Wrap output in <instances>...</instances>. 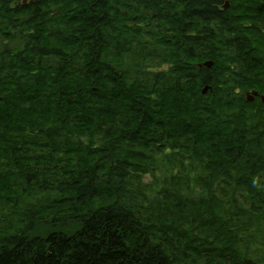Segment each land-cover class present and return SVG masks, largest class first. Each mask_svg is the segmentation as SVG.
Masks as SVG:
<instances>
[{"label":"trees","instance_id":"16d2710c","mask_svg":"<svg viewBox=\"0 0 264 264\" xmlns=\"http://www.w3.org/2000/svg\"><path fill=\"white\" fill-rule=\"evenodd\" d=\"M22 1L0 264H264V0Z\"/></svg>","mask_w":264,"mask_h":264},{"label":"bare ground","instance_id":"6f19581e","mask_svg":"<svg viewBox=\"0 0 264 264\" xmlns=\"http://www.w3.org/2000/svg\"><path fill=\"white\" fill-rule=\"evenodd\" d=\"M31 1H32V0H29V2H31ZM22 2H23V3H26L27 0H23ZM19 3H20V2H19ZM207 64L209 65L210 62H207ZM205 89H206V88H205ZM256 94H257L256 92H253V95H249V96H248V99H249V98H253V96L256 95ZM262 96H264V95H262ZM262 96H261V100L263 101ZM249 100H250V99H249ZM263 102H264V101H263Z\"/></svg>","mask_w":264,"mask_h":264},{"label":"water","instance_id":"95a60500","mask_svg":"<svg viewBox=\"0 0 264 264\" xmlns=\"http://www.w3.org/2000/svg\"><path fill=\"white\" fill-rule=\"evenodd\" d=\"M206 89L203 90V92H205ZM250 100H252L253 98H249ZM262 99L264 101V96H262Z\"/></svg>","mask_w":264,"mask_h":264},{"label":"flooded vegetation","instance_id":"af4514ba","mask_svg":"<svg viewBox=\"0 0 264 264\" xmlns=\"http://www.w3.org/2000/svg\"><path fill=\"white\" fill-rule=\"evenodd\" d=\"M260 26V25H259ZM261 29H262V27H261Z\"/></svg>","mask_w":264,"mask_h":264}]
</instances>
